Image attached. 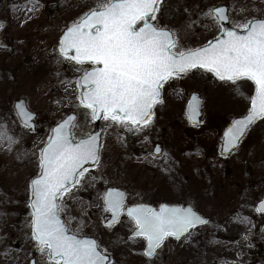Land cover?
Here are the masks:
<instances>
[{
    "label": "rangeland",
    "instance_id": "obj_1",
    "mask_svg": "<svg viewBox=\"0 0 264 264\" xmlns=\"http://www.w3.org/2000/svg\"><path fill=\"white\" fill-rule=\"evenodd\" d=\"M108 0H0V264H57L48 249L35 254L29 207L31 180L40 170V151L51 128L69 112L78 113L74 137L90 134L91 109L80 104L83 64L59 51L63 32L97 3ZM229 7L233 26L264 18V0H162L156 21L174 30L177 51L200 47L222 28L204 13ZM139 26V25H138ZM202 99L199 125L186 113L192 93ZM255 84L248 78L222 81L205 69L168 80L163 102L147 126L131 129L109 119L97 166L59 199L70 232L94 237L112 257L110 264H264V118L241 144L220 155L229 122L245 114ZM25 99L37 114L36 129L24 125L14 108ZM5 134L14 138L9 145ZM160 145V154L154 148ZM128 192L127 205L190 204L210 219L182 239L168 237L158 256L144 254L146 239H130L135 227L125 213L107 226L104 191Z\"/></svg>",
    "mask_w": 264,
    "mask_h": 264
},
{
    "label": "snow or ice",
    "instance_id": "obj_2",
    "mask_svg": "<svg viewBox=\"0 0 264 264\" xmlns=\"http://www.w3.org/2000/svg\"><path fill=\"white\" fill-rule=\"evenodd\" d=\"M161 3L162 0H108L97 3L67 28L60 53L68 57L74 50L70 57L73 61H91L95 65L80 78L84 89L80 104L91 109L94 119L110 118L130 129H139L150 123L154 106L163 102L164 84L172 78L193 69L209 70L222 81L248 78L255 84L250 108L225 133L227 146L237 145L253 123L264 118V18L227 27L222 23L230 19L226 8H210L204 15L214 19L223 29L222 34L200 47L177 51L174 30L153 22ZM198 105V98L193 96V115ZM17 110L32 127L33 114L23 101ZM74 118L68 117L54 128V135L40 151L41 173L31 180L32 235L38 249H48L49 259L57 264H110L107 251L95 239L69 235L59 216V198L80 183L87 171L82 165L88 161L98 164L102 147L95 133L73 142L70 126ZM5 138L9 145L14 142L7 134ZM160 151L157 147L156 152ZM105 202L113 213L109 225L126 211L135 224L130 239L145 238L144 253L150 258L158 256V249L168 237L180 239L206 222L191 207L161 205L159 211L142 204L126 207L123 194L116 190L105 194ZM258 210L264 211V201Z\"/></svg>",
    "mask_w": 264,
    "mask_h": 264
},
{
    "label": "water",
    "instance_id": "obj_3",
    "mask_svg": "<svg viewBox=\"0 0 264 264\" xmlns=\"http://www.w3.org/2000/svg\"><path fill=\"white\" fill-rule=\"evenodd\" d=\"M218 6H223V7H225L226 10H227V11H226V14H228V15L230 16V13H229V7H228L227 5H225V4H220V5H217V6H215V7H218ZM153 22H154V21H153ZM222 23H223L225 26H227V27H233V25H232V23H231V19H229V20H227V21H223ZM71 25H72V24H71ZM71 25H70V26H71ZM70 26H69V27H70ZM66 30H67V29H66ZM66 30L63 32V34H62V36H61V39H62L64 33L66 32ZM238 31H240V32H244L245 29H243V28H239ZM222 32H223V29H222ZM222 32H221L217 37H219V36L222 34ZM217 37H215V38H217ZM61 39H60V42H61ZM213 40H214V38L211 39L210 41H213ZM204 45H205V44H204ZM74 54H75L74 50H70L68 56L71 57V56L74 55ZM86 62H91V61H86ZM91 63H92V62H91ZM93 67H95V66H93ZM89 69H90V68H89ZM87 70H88V69H87ZM81 76H82V75H81ZM80 78H81V77H80ZM79 82H80V88H81V92H82L84 89H83V87H82L81 79H79ZM254 94H255V93H254ZM80 96H81V93H80ZM162 96H163V93H162ZM193 96H196V97L198 98V100H199V105H198V107H197V109H196V113H195V115H193V110H192V108L190 107V104H191L192 101H193ZM21 101L24 102L26 108H27V109L33 114V115H32V120H31V124L33 125L32 127H29L28 124H26L25 121H24V120L21 118V116L18 114L17 105H18V103L21 102ZM83 106H84V105H83ZM14 108H15V111H16V113H17V115H18L20 121H21L24 125L28 126V127H29L30 129H32V130L36 129V118H37V114H36L35 112H32V111L28 108V106H27V102H26L25 99H19V100H16L15 103H14ZM249 108H250V106H249ZM186 113H187V116H188V118H189V121L191 122L192 125H199V124H200V120H201V116H202V99H201V97L199 96L198 93H192V94H191V96H190V98H189V100H188V103H187ZM246 113H247V112H246ZM246 113H245V114H246ZM245 114H243V115H245ZM101 115H102V114H101ZM243 115H240V116H236V117H234V118L232 119V121L228 124V126L225 128V130H224V132H223L222 139H221V143H220V155H221V156H227V155H228L229 153H231L235 148H237V147L239 146V144L241 143V141H242V140L245 138V136L247 135L249 129H250V128L255 124V122L257 121V120H256V121L253 123V125L247 130L246 134L242 137V139L240 140V142H239L237 145H235V146H227V142H226V138H225V133H226V131H227L228 128L233 124V122H234V120H235L236 118H239V117H241V116H243ZM72 116H74L75 118H74V120H73L72 125L70 126V131H71V135H72V139H73V142H74V143L79 142L80 139H86L89 135H92V134L95 133V134H97V135L99 136L100 144L102 145L103 134H104V130H105V127H104V125H103V118H100V119H94V118H93V120H94V126H93L92 131L90 132V134L87 135V136H85V137L75 138V137H74V126H75L76 121L78 120V113H76V112H74V111L69 112V113H68L67 115H65L61 120H59L58 122H56V123L53 125V127L51 128V134H50V137H52V136L54 135V133H53V129H54V128H56V127H57L60 123H62L65 119H67L68 117H72ZM258 120H259V119H258ZM50 137H49V138H50ZM48 141H49V140H48ZM48 141H47V143H48ZM47 143L43 146V148L46 147ZM157 147H159L160 150H161L160 145H156V146H155V149H154V153H155V155L160 154V152H159V153L156 152V148H157ZM43 148H42V149H43ZM101 148H102V147H101ZM101 148H100V155H101ZM225 148H227L226 151H225ZM99 159H100V157H99ZM96 165H97V163H95V162H93V161H88L87 163H85L84 165H82V167H83V168H86V169H91V168H94ZM40 173H41V167H40V170H39L38 175H39ZM38 175H37V176H38ZM35 177H36V176H35ZM35 177H34V178H35ZM34 178H33V179H34ZM30 184H31V183H30ZM111 190H116V191L122 193V194H123V197H124V204L126 205V200H127V192H126V190H124L123 188H120V187H115V186H109V187L106 188V190H105V192H104V202H105V194H106L108 191H111ZM31 200H32V192H31V194H30L29 207H30V209H31V212H32V219H33V209H32V207H31ZM261 201H264V197L262 198V200H260V201L258 202V204H257V206H256V210H257L258 213L263 214L264 211H259V210H258V207H259ZM58 203H59V200H58ZM138 204H142V205L150 206V207H152V208H155L157 211H159L161 205H168V206H170V207H171V206H180V207H183V208H189V207H191L192 210H193L195 213H197L198 215H200V216L204 219V221H206L205 223L198 224V225H196L195 227H201V226H204V225H206V224L209 222V218H208V217L199 214V213L193 208V206L190 205V204L182 205V204H172V203L163 202V203L159 204L158 207H155V206H153V205H151V204H147V203H138ZM134 205H137V204H132V205H129V206H127V207H132V206H134ZM105 211H106V212H110V215H108V216L105 217L106 225H107V226H110V225H109V221L111 220L113 213H112L110 210H108V209L106 208V202H105ZM125 212H126V211H125ZM122 213H123V212H122ZM122 213L119 215L118 219H117L114 223L111 224V226H113V225H115L116 223H118V221H119V219H120ZM126 214H127V212H126ZM59 216H60V219H61V220L64 222V224L66 225L65 219L60 215V213H59ZM127 216H128V214H127ZM66 227H67V225H66ZM195 227H194V228H195ZM0 228H1V226H0ZM190 230H191V229H190ZM32 232H33V228H32ZM72 234H74V233H72V232L69 231V235H72ZM75 235H77L78 238H80V239H95L94 237L89 236V235H80V234H75ZM132 235H133V232H132L131 236H132ZM184 236H185V235H184ZM184 236H182L180 239H182ZM140 238H143V237H140ZM95 240H96V239H95ZM96 241H97V240H96ZM36 242H37V241H36ZM37 243H38V242H37ZM145 247H146V246H145ZM38 251H39V249H38V247H37V245H36L35 254H37ZM107 254H108V253H107ZM108 255H109V254H108ZM109 257H110V262H111V261H112V257H111V255H109ZM29 264H39V263L37 262L36 256H34V257L31 258Z\"/></svg>",
    "mask_w": 264,
    "mask_h": 264
}]
</instances>
